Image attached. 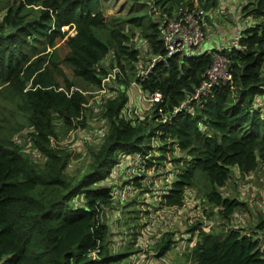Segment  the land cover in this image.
<instances>
[{
  "label": "trees",
  "instance_id": "1",
  "mask_svg": "<svg viewBox=\"0 0 264 264\" xmlns=\"http://www.w3.org/2000/svg\"><path fill=\"white\" fill-rule=\"evenodd\" d=\"M104 1L0 0V86L28 119L32 127L28 134L38 155L30 156L13 132L3 135L0 129V264H125L131 251H111L109 218H101L104 209L114 208L113 188L106 179L123 157L139 156L143 170L151 166L157 170L165 153L172 155L169 159L177 169L164 203L182 205L185 190L199 177L202 194L223 221H230L242 205L221 192L231 169L249 173L264 167V0H244L241 5V14L252 21L239 39L244 48L227 53L232 80L216 84L199 105L173 112L204 80L211 53L155 61L137 85L148 94L160 92L162 100L150 103L148 112L134 119L121 113L128 102L121 86L135 84L128 81L125 66L135 71L139 58L145 67L153 55L164 52L160 22L136 12L123 23H113L104 15ZM184 1L152 3L161 12H171ZM198 3L208 10L217 1ZM64 25L74 33L61 29ZM134 29L145 40L146 55L132 42ZM97 30L103 31L106 41ZM63 38L67 49L63 61L90 87L101 88L114 67L123 73L116 71L111 78L117 83L115 94L107 85L98 101L105 132L88 150V167L77 179L70 172L72 149L58 142L57 126L64 132L85 127L91 95L71 90L72 81L59 84L49 67L50 53H42ZM110 51L112 61L106 66L102 62ZM153 141L159 144L157 156ZM176 150L181 156L173 154ZM179 161L183 164L178 170ZM133 185L141 187L138 180ZM198 235L186 253L188 262L194 260L191 264H264V214L251 228L232 226L221 234L202 228ZM160 239L164 245L158 255L168 251L172 241L170 233Z\"/></svg>",
  "mask_w": 264,
  "mask_h": 264
},
{
  "label": "rangeland",
  "instance_id": "2",
  "mask_svg": "<svg viewBox=\"0 0 264 264\" xmlns=\"http://www.w3.org/2000/svg\"><path fill=\"white\" fill-rule=\"evenodd\" d=\"M216 1L215 7L205 10L208 24H206L207 32L202 43L205 42L207 36L211 37L210 41L220 38L218 25L230 30L239 24L245 27L252 21V18L241 15V5L244 0H237L232 12L229 11V8H225L222 9L221 14L217 13L216 7H221L222 4L218 0ZM103 10L105 17L113 19V23H123L124 17L136 12L142 14L145 20L149 18L159 20L161 17V10L153 6L152 0H106ZM236 12L239 13L236 14ZM240 16L243 18L241 19ZM61 29L67 30L68 34L74 33V30L68 25L62 26ZM134 30L136 33L132 37V42L136 46H140L141 52L146 55L145 40L140 37L137 29ZM96 34L106 41L103 31L97 30ZM226 37L224 36V38ZM63 41L64 38L57 40L55 46L47 47L42 52L50 53L48 63L49 67L53 68L56 81L61 85L72 81L74 84L70 87L71 90L80 89L86 95H91L88 96L84 111L87 117L85 127L79 126L64 132L63 126H57L60 132L58 142L72 149L70 172L77 179L88 167V150L96 147L105 132L104 121L98 115L101 109L98 101L105 93L107 85L111 86V93L114 95L117 91V83L112 79L103 80L101 88L94 89L81 77L73 75L71 67L63 61L67 51ZM202 46L203 50L210 49L207 45ZM110 56L113 57L111 51L103 60L104 65L110 64L112 61ZM141 62L140 58L135 62V71L129 69L127 65L125 66L128 81L135 82L136 67L144 66ZM121 90L128 97V102L122 109V115L134 119L148 112L151 104L147 100L148 93L146 91L141 90L136 84L123 85ZM0 129L3 135L13 132V137L19 140L23 150L30 156L38 157L28 134L32 130L28 119L16 108L11 93L1 86ZM52 142L57 143L54 138H52ZM158 142L164 144L159 140ZM158 142L151 143L156 156ZM173 154L178 157L182 152L176 150L173 151ZM170 156L172 155L165 153V158L162 160L163 165L157 170L153 166L143 170L139 156H126L111 170L106 179L113 188V200L115 201L114 208L104 209L101 218L103 220L109 218L111 234L108 236V244L111 251H131L127 254L125 264H191L194 260L188 262L186 253L191 252L193 244L200 239L198 235L200 229L211 230L219 234L224 233L227 228L232 226H245L247 229L251 228L255 221L257 222L260 214H264V167L262 165L254 172L249 173H240L234 167L231 169L230 178L221 188V192L225 196L237 198L242 202V205L236 210L234 217L229 219L230 221H223L214 205L206 201L202 194L203 179H199V177L195 186L185 190V201L182 205L167 206L163 201V195L172 185V171L177 169L169 159ZM35 160L38 161V158ZM182 164L183 161L178 162V170ZM135 175L138 176L137 179H133ZM135 180L140 182L141 187L133 185ZM165 233H170L171 246L168 251L158 255L164 241L158 242ZM262 239L264 240V237Z\"/></svg>",
  "mask_w": 264,
  "mask_h": 264
},
{
  "label": "built area",
  "instance_id": "3",
  "mask_svg": "<svg viewBox=\"0 0 264 264\" xmlns=\"http://www.w3.org/2000/svg\"><path fill=\"white\" fill-rule=\"evenodd\" d=\"M159 19V39H163L164 52L153 55L150 63L145 67L142 66L136 73L135 84L148 76L149 69L155 61L163 59L169 62L166 58L178 55L180 57H192L201 54L202 41L206 35V20L205 10L199 6L198 0H192V3L186 0L171 12L160 11ZM243 28L237 25L233 26L235 32L231 39L232 46H223L225 43H220L216 47L208 50L211 53V64L204 73V80L196 86L193 92L185 97V99L173 109V112L178 109L186 108L189 104L199 105L201 98L210 94L211 89L218 83H227L232 80V72L229 64V53L233 49H243L244 45L239 42L243 36ZM199 49V52H198ZM116 71H119V76H123L120 68L114 67L102 79L108 80L116 76ZM134 82V81H132ZM147 100L150 103L159 102L162 100L160 92L148 94ZM166 116L162 120H165Z\"/></svg>",
  "mask_w": 264,
  "mask_h": 264
},
{
  "label": "crops",
  "instance_id": "4",
  "mask_svg": "<svg viewBox=\"0 0 264 264\" xmlns=\"http://www.w3.org/2000/svg\"><path fill=\"white\" fill-rule=\"evenodd\" d=\"M218 2H221L222 6L221 7H216V10H217V13L221 14L220 12H223L222 9H225V8H229V11H233V9L235 8L234 4L237 2V0H218ZM228 4V5H226ZM239 12H236V14H238ZM235 14V13H234ZM235 14V15H236ZM242 15V14H241ZM231 16H233V13H231ZM240 18L242 19L243 17L240 16ZM206 20V18H205ZM206 23L208 24L207 20H206ZM235 24H238V23H235ZM234 24V25H235ZM218 29H219V34H220V38L218 39H215L214 41H210L211 40V37L210 36H207V38H205V42L202 43V45H207L208 48H213L216 44H220V43H225L224 45H226L230 38H231V29H226L224 28L223 26H220L218 25L217 26ZM224 36H227L226 38H224ZM213 46V47H212ZM202 47V50H203V46ZM210 49H207V50H204V51H208ZM125 157L122 158V160L124 159Z\"/></svg>",
  "mask_w": 264,
  "mask_h": 264
},
{
  "label": "bare ground",
  "instance_id": "5",
  "mask_svg": "<svg viewBox=\"0 0 264 264\" xmlns=\"http://www.w3.org/2000/svg\"><path fill=\"white\" fill-rule=\"evenodd\" d=\"M234 34H235V32H234ZM233 36H234V35H233ZM233 36H231L229 42H228L226 45H223V46H232V44H231V39L233 38ZM161 40H162V42H163V39H161ZM198 52H199V49H198ZM229 80H230V79H229Z\"/></svg>",
  "mask_w": 264,
  "mask_h": 264
},
{
  "label": "water",
  "instance_id": "6",
  "mask_svg": "<svg viewBox=\"0 0 264 264\" xmlns=\"http://www.w3.org/2000/svg\"><path fill=\"white\" fill-rule=\"evenodd\" d=\"M231 30L233 31V27L231 28Z\"/></svg>",
  "mask_w": 264,
  "mask_h": 264
}]
</instances>
